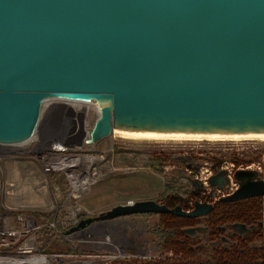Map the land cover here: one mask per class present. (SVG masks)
<instances>
[{
    "label": "water",
    "instance_id": "1",
    "mask_svg": "<svg viewBox=\"0 0 264 264\" xmlns=\"http://www.w3.org/2000/svg\"><path fill=\"white\" fill-rule=\"evenodd\" d=\"M50 99L97 105L86 144L113 128L264 132V0H0V144L30 139ZM254 177L236 171L239 187L219 201L264 194ZM208 182L222 187L224 172ZM211 209L137 200L73 229L137 213L199 217Z\"/></svg>",
    "mask_w": 264,
    "mask_h": 264
},
{
    "label": "rangeland",
    "instance_id": "2",
    "mask_svg": "<svg viewBox=\"0 0 264 264\" xmlns=\"http://www.w3.org/2000/svg\"><path fill=\"white\" fill-rule=\"evenodd\" d=\"M47 102H53V99ZM45 105L41 110L35 143L8 145L10 149L0 146V211L47 214L65 228L67 225V228L75 227L80 218L96 216L115 205L154 199L168 180L177 181L176 187L181 186V190L187 189L188 177L194 174L192 169L204 166L205 162L212 168L221 160L237 165L247 155L258 158L264 151V141L250 137L226 141L224 138L227 137H143L114 133L86 144L84 141L98 110L83 103L68 106L71 111L64 124V120L61 121L63 105ZM83 125L87 130L84 136L79 130ZM66 133L76 136L68 142L64 140ZM67 143L69 146L65 151L54 149L56 145L65 146ZM54 156L59 158L55 162L64 157L94 156L90 169L97 173L93 182L74 190L64 169L44 171L43 162H51ZM78 167H82V172L83 164ZM6 189L10 193L6 194ZM44 219V224L51 222ZM154 220V215L122 216L98 225L71 227L59 241L82 251L74 257L59 255L50 264H110L134 258L133 255L139 260H153L158 255L150 232ZM228 230L234 229L229 226Z\"/></svg>",
    "mask_w": 264,
    "mask_h": 264
},
{
    "label": "trees",
    "instance_id": "3",
    "mask_svg": "<svg viewBox=\"0 0 264 264\" xmlns=\"http://www.w3.org/2000/svg\"><path fill=\"white\" fill-rule=\"evenodd\" d=\"M176 182L165 181L163 190L154 200L169 208L181 206L186 209L187 200L190 197L196 200L197 193L188 185L187 189L181 190V186L176 187ZM146 215L151 216L143 214ZM41 216L52 221L47 214L42 213ZM154 217L150 232L159 258H132L112 261L110 264H264V241L261 240L258 226L260 196L232 202L217 200L208 214L199 217H181L169 213H158ZM238 224L245 227L244 232L228 230L229 226ZM67 227L57 224L62 234L70 232L72 226ZM189 227H202L204 232L190 235L184 232ZM40 234L43 236L39 244L42 253L75 254L82 251L60 242L62 238L51 234L49 228H44ZM165 251L172 255L165 256Z\"/></svg>",
    "mask_w": 264,
    "mask_h": 264
},
{
    "label": "built area",
    "instance_id": "4",
    "mask_svg": "<svg viewBox=\"0 0 264 264\" xmlns=\"http://www.w3.org/2000/svg\"><path fill=\"white\" fill-rule=\"evenodd\" d=\"M63 109V114L60 112L61 121L64 120L63 123L65 124L67 119L69 120L67 116L71 110L64 106ZM74 136L76 135L66 133L64 140L69 142L71 141V137ZM59 146L64 147V150L61 151H65L69 143L65 144V146L59 144ZM54 149L56 148L54 147ZM52 159L59 158L54 156ZM237 163L236 165L234 162L221 160L218 166L215 165L214 168L206 162L204 166L200 165L196 168L194 166L195 169H192L194 174L188 177L187 185L197 193V199L194 200L193 197H190L187 200L188 208L183 210L190 211L196 201L211 203L219 200L220 197L233 193L239 187V181L235 178V172L238 170L252 171L255 174L254 180L264 182V151L261 152L258 158L247 155L245 159ZM42 167L44 171L53 170L51 162H43ZM219 170L224 172V183L220 188L211 186L208 182V178ZM192 179L196 181L198 188H194ZM4 192L6 194L10 193L7 189ZM41 215L42 213L38 215L33 212L25 213L19 210L10 213L0 211V260L6 259V261H0V264H45L44 260L46 258L58 259L60 257L59 255H62L57 253L45 254L39 251V244L43 238L40 233L44 228H49L51 234H55L57 237L63 236L57 228L58 223L54 219L44 224L42 221L44 217ZM258 226L261 230V240L264 241V194L260 195V218ZM169 254L168 256L172 255L171 253ZM164 255L166 256V254Z\"/></svg>",
    "mask_w": 264,
    "mask_h": 264
},
{
    "label": "bare ground",
    "instance_id": "5",
    "mask_svg": "<svg viewBox=\"0 0 264 264\" xmlns=\"http://www.w3.org/2000/svg\"><path fill=\"white\" fill-rule=\"evenodd\" d=\"M51 100V99H50ZM49 101V100H48ZM54 103H59L62 104L64 107L69 108L68 106H73V105H79V104H84L85 106L92 105L96 110H98V107L91 102H80V101H67V100H59V99H53V102H45L44 104L47 105H52ZM45 105V106H47ZM62 106V108H63ZM70 109V108H69ZM71 110V109H70ZM98 112V111H97ZM84 126V125H83ZM79 127V130H82V135L84 136L85 132L87 133V130L85 129V126ZM76 129V128H75ZM36 133V131H35ZM35 133L33 136L28 139L25 142H19V143H35ZM80 133V132H79ZM114 133H120L123 135L127 136H143V137H149V136H181V137H201V138H206V137H227L224 138L226 141H239L242 140V138H257L259 140L264 141V132L261 133H226V134H219V133H196V132H167V131H148V130H123V129H118V128H113L111 131V135ZM84 140V138H83ZM19 143H13V144H3L1 145L2 147L6 149H10L8 145H14V144H19ZM62 146V145H61ZM14 148L16 147L13 146ZM55 148L59 151L62 152L61 150H64V147H60L59 145H56ZM94 156H74V157H64L61 161L55 162L57 159H50L51 160V165L53 169L57 168H62L64 169L71 182L73 183V189L76 190L78 187L85 188L87 187L91 182H93V178L96 175V171H91V165L93 162ZM48 160V161H50ZM65 160H70V161H65ZM83 164V171L81 172L80 169L82 168H76L78 165ZM82 173V174H81ZM0 261H6V259L0 260ZM45 264H49L52 262L51 258H46L44 260Z\"/></svg>",
    "mask_w": 264,
    "mask_h": 264
},
{
    "label": "flooded vegetation",
    "instance_id": "6",
    "mask_svg": "<svg viewBox=\"0 0 264 264\" xmlns=\"http://www.w3.org/2000/svg\"><path fill=\"white\" fill-rule=\"evenodd\" d=\"M216 202V201H215ZM211 204L213 205V202H211ZM143 214H151V216H153V215H155V213H143ZM143 214H139V213H137V214H132V215H127V216H124V217H129V216H143ZM146 216H149V215H146ZM151 216H149V217H151ZM89 217H95V215L93 214V215H89V216H87V217H85V218H89ZM85 218H81V220L78 222V224H80ZM118 218V217H117ZM116 219V218H115ZM114 219H110V220H91L88 224L89 225H98V224H101V223H107V222H110V221H113ZM86 225V224H85ZM73 228V227H72ZM67 233H65L64 235H66ZM61 238V237H60ZM164 253H170L169 251H165ZM76 254V253H75ZM75 254H62V255H70V256H72V257H74L75 256ZM133 257L135 258V257H137V255H133ZM156 258H159V256L158 255H156L155 257H154V259H156ZM132 259V258H131Z\"/></svg>",
    "mask_w": 264,
    "mask_h": 264
}]
</instances>
